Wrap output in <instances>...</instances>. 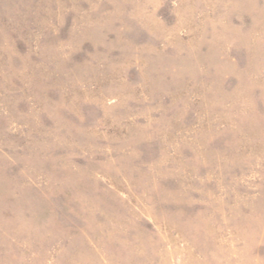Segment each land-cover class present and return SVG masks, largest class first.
<instances>
[{
	"label": "rangeland",
	"instance_id": "obj_1",
	"mask_svg": "<svg viewBox=\"0 0 264 264\" xmlns=\"http://www.w3.org/2000/svg\"><path fill=\"white\" fill-rule=\"evenodd\" d=\"M0 264H264V0H0Z\"/></svg>",
	"mask_w": 264,
	"mask_h": 264
}]
</instances>
